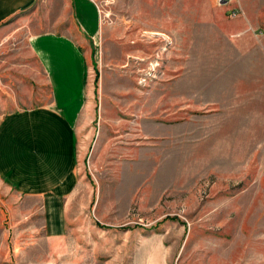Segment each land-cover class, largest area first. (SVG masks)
Listing matches in <instances>:
<instances>
[{
	"label": "rangeland",
	"instance_id": "374dc122",
	"mask_svg": "<svg viewBox=\"0 0 264 264\" xmlns=\"http://www.w3.org/2000/svg\"><path fill=\"white\" fill-rule=\"evenodd\" d=\"M95 2L86 224L47 237L42 204L0 179V264H264V0Z\"/></svg>",
	"mask_w": 264,
	"mask_h": 264
},
{
	"label": "crops",
	"instance_id": "0c3cea01",
	"mask_svg": "<svg viewBox=\"0 0 264 264\" xmlns=\"http://www.w3.org/2000/svg\"><path fill=\"white\" fill-rule=\"evenodd\" d=\"M15 29L28 36L8 52ZM100 31L95 0H0V179L40 202L45 235L65 242L86 224L73 211L82 198L78 125L95 97Z\"/></svg>",
	"mask_w": 264,
	"mask_h": 264
},
{
	"label": "built area",
	"instance_id": "2783aa9c",
	"mask_svg": "<svg viewBox=\"0 0 264 264\" xmlns=\"http://www.w3.org/2000/svg\"><path fill=\"white\" fill-rule=\"evenodd\" d=\"M235 15H236V13H235Z\"/></svg>",
	"mask_w": 264,
	"mask_h": 264
}]
</instances>
